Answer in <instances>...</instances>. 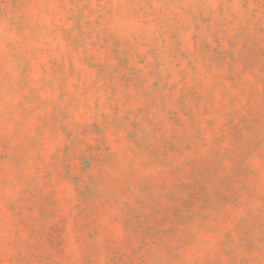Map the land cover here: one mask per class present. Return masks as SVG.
<instances>
[{"label": "rangeland", "instance_id": "obj_1", "mask_svg": "<svg viewBox=\"0 0 264 264\" xmlns=\"http://www.w3.org/2000/svg\"><path fill=\"white\" fill-rule=\"evenodd\" d=\"M0 264H264V0H0Z\"/></svg>", "mask_w": 264, "mask_h": 264}]
</instances>
